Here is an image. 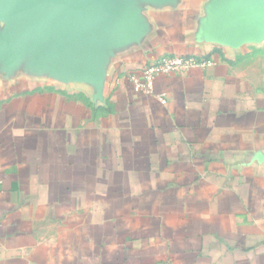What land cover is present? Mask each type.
<instances>
[{"label":"crops","instance_id":"crops-1","mask_svg":"<svg viewBox=\"0 0 264 264\" xmlns=\"http://www.w3.org/2000/svg\"><path fill=\"white\" fill-rule=\"evenodd\" d=\"M217 1L133 0L100 88L0 57V264H264V36ZM164 54L214 64L137 93Z\"/></svg>","mask_w":264,"mask_h":264},{"label":"water","instance_id":"water-1","mask_svg":"<svg viewBox=\"0 0 264 264\" xmlns=\"http://www.w3.org/2000/svg\"><path fill=\"white\" fill-rule=\"evenodd\" d=\"M133 0H0V57L14 64L33 51L40 66L100 88L99 47L138 29ZM220 26L240 38L264 36V0H218Z\"/></svg>","mask_w":264,"mask_h":264},{"label":"built area","instance_id":"built-area-1","mask_svg":"<svg viewBox=\"0 0 264 264\" xmlns=\"http://www.w3.org/2000/svg\"><path fill=\"white\" fill-rule=\"evenodd\" d=\"M213 64V60L196 55L164 54L138 71L131 72L129 78L137 93L153 94L155 81L158 76L182 74L193 67H205ZM159 99L163 103L166 102L164 95H159Z\"/></svg>","mask_w":264,"mask_h":264}]
</instances>
